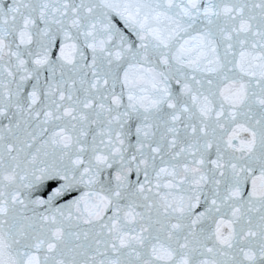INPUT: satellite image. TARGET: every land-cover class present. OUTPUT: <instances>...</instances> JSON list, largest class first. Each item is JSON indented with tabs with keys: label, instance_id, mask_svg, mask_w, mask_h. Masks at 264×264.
I'll list each match as a JSON object with an SVG mask.
<instances>
[{
	"label": "snow or ice",
	"instance_id": "6c2138e0",
	"mask_svg": "<svg viewBox=\"0 0 264 264\" xmlns=\"http://www.w3.org/2000/svg\"><path fill=\"white\" fill-rule=\"evenodd\" d=\"M0 264H264V0H0Z\"/></svg>",
	"mask_w": 264,
	"mask_h": 264
}]
</instances>
